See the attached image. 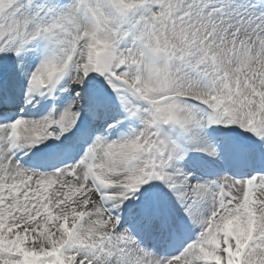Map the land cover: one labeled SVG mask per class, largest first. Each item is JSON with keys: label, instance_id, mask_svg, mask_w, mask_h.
Wrapping results in <instances>:
<instances>
[{"label": "snow or ice", "instance_id": "obj_1", "mask_svg": "<svg viewBox=\"0 0 264 264\" xmlns=\"http://www.w3.org/2000/svg\"><path fill=\"white\" fill-rule=\"evenodd\" d=\"M0 264H264V0H0Z\"/></svg>", "mask_w": 264, "mask_h": 264}]
</instances>
